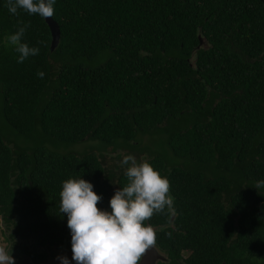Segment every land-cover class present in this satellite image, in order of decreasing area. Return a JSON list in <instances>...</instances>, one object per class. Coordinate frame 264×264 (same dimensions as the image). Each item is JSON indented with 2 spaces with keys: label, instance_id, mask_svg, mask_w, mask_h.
I'll return each instance as SVG.
<instances>
[{
  "label": "trees",
  "instance_id": "obj_1",
  "mask_svg": "<svg viewBox=\"0 0 264 264\" xmlns=\"http://www.w3.org/2000/svg\"><path fill=\"white\" fill-rule=\"evenodd\" d=\"M6 3L0 215L9 246L71 248L62 182L91 183L110 212L127 183L117 163L131 155L169 180L176 214L145 221L161 248L189 253L186 264H264V188L255 187L264 180V0H55L52 52L44 18L10 14ZM24 24L21 42L40 51L17 63L7 37ZM86 142L95 144L69 151Z\"/></svg>",
  "mask_w": 264,
  "mask_h": 264
},
{
  "label": "clouds",
  "instance_id": "obj_2",
  "mask_svg": "<svg viewBox=\"0 0 264 264\" xmlns=\"http://www.w3.org/2000/svg\"><path fill=\"white\" fill-rule=\"evenodd\" d=\"M54 4L55 0H7L6 7L13 15L22 10L29 15L51 18ZM29 26L24 24L7 37L19 54L17 63L40 51L21 42ZM44 75L37 73L39 78ZM121 164L126 166L127 183L109 200L110 212L97 207L102 197L93 191L91 183L80 178L62 182L60 213L67 215L72 260L76 264H141L142 257L156 244V232L145 221L154 214H176L167 177L146 160L137 162L131 155L124 156ZM255 187L264 188V180L256 182ZM10 252L0 247V264H14ZM59 259L61 264H69L66 257Z\"/></svg>",
  "mask_w": 264,
  "mask_h": 264
},
{
  "label": "flooded vegetation",
  "instance_id": "obj_3",
  "mask_svg": "<svg viewBox=\"0 0 264 264\" xmlns=\"http://www.w3.org/2000/svg\"><path fill=\"white\" fill-rule=\"evenodd\" d=\"M173 219V216L172 218ZM0 226L1 231L5 239V234L7 232L6 228L3 225V218L0 215ZM147 226V225H146ZM165 227V226H164ZM154 231L157 230V227H153ZM6 244L8 245L5 248L7 251H11L10 254L14 259V264H20L25 259H29L32 264H46L47 262L56 260L59 258L60 255L64 253H72L71 248H57L54 246H36L32 242H22L21 244H17L16 246H9L8 242L5 240ZM26 249V251H25ZM150 253V257L156 259L155 264H186L189 257V253L182 252L180 255L171 253L168 249L161 248L157 243L153 248L148 250L146 254ZM146 254L144 256H146ZM156 254L158 256H156ZM143 256V257H144ZM142 257V258H143ZM69 264H76L75 261L68 260ZM191 264V263H189ZM224 264V263H222Z\"/></svg>",
  "mask_w": 264,
  "mask_h": 264
},
{
  "label": "water",
  "instance_id": "obj_4",
  "mask_svg": "<svg viewBox=\"0 0 264 264\" xmlns=\"http://www.w3.org/2000/svg\"><path fill=\"white\" fill-rule=\"evenodd\" d=\"M45 23L47 24L50 34H51V44H50V51H54L58 44H59V40H60V29L58 24L52 19V18H44ZM199 41H200V46H205V40L201 39L199 37ZM72 255L73 253H64L62 255H60L59 257H66L67 260H71L72 259ZM156 256H158L156 254ZM156 259L151 258L150 257V253L146 254V256H144L141 260V264H155ZM20 264H32L31 261L29 259H25L22 263ZM46 264H61V260L58 258L56 260L50 261Z\"/></svg>",
  "mask_w": 264,
  "mask_h": 264
},
{
  "label": "rangeland",
  "instance_id": "obj_5",
  "mask_svg": "<svg viewBox=\"0 0 264 264\" xmlns=\"http://www.w3.org/2000/svg\"><path fill=\"white\" fill-rule=\"evenodd\" d=\"M144 145L145 146H152L154 149L156 148V146H155V144H153L152 143V141H149L147 138H145L144 139ZM92 144H95V143H91V142H86V143H84V144H75V145H73L71 148H69V151H71V152H82V151H84V150H87ZM60 152H65L64 150H61ZM110 158L112 157V158H114L115 157V155L114 154H112V153H109V154H107ZM111 158V159H112ZM123 159H121V160H119V163H117V164H119V165H121V161H122ZM112 162L114 163V164H116V162L117 161H113L112 160ZM0 247H4V248H7L8 247V245L6 244V242H5V239H4V236H3V234H2V231H1V226H0ZM48 263V262H47Z\"/></svg>",
  "mask_w": 264,
  "mask_h": 264
}]
</instances>
